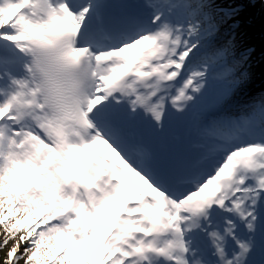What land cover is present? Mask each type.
I'll return each instance as SVG.
<instances>
[{
  "label": "snow or ice",
  "instance_id": "1",
  "mask_svg": "<svg viewBox=\"0 0 264 264\" xmlns=\"http://www.w3.org/2000/svg\"><path fill=\"white\" fill-rule=\"evenodd\" d=\"M245 7L0 0L3 264H264V98L230 114Z\"/></svg>",
  "mask_w": 264,
  "mask_h": 264
},
{
  "label": "rangeland",
  "instance_id": "2",
  "mask_svg": "<svg viewBox=\"0 0 264 264\" xmlns=\"http://www.w3.org/2000/svg\"><path fill=\"white\" fill-rule=\"evenodd\" d=\"M235 2L242 4L243 0H235ZM245 8L249 13L242 11L238 17L240 31L236 34L235 40V59L240 60L242 56H248L247 61L243 62V68L237 73L247 72L248 75L247 87L241 92L243 94L247 93L250 88L254 89L255 85L264 82V15L258 7ZM225 36H228L227 25L221 29V41L225 39ZM257 101L258 98L252 103ZM9 250V246L0 249V264L7 258ZM20 264H24V261L21 260Z\"/></svg>",
  "mask_w": 264,
  "mask_h": 264
},
{
  "label": "bare ground",
  "instance_id": "3",
  "mask_svg": "<svg viewBox=\"0 0 264 264\" xmlns=\"http://www.w3.org/2000/svg\"><path fill=\"white\" fill-rule=\"evenodd\" d=\"M245 12H248L249 11L244 8ZM240 31V28H238L236 30V34ZM228 38V36H225V39L226 40ZM223 41V40H222ZM240 59V58H239ZM241 60V59H240ZM238 60V61H240ZM245 63V62H244ZM242 62V67L243 68V64ZM250 67V66H249ZM248 67V68H249ZM246 92V91H245ZM258 98V100L264 98V82L263 84H258V85H255L254 89L251 90V88L249 89V91L245 94L241 93V94H238L236 97H235V100H234V103L231 107V112L230 114L233 115V116H239L241 114H246V110L248 109L247 106L248 104H251L253 101H255L256 99ZM3 240V236L0 235V242H2ZM14 243V241H9L8 245L9 248H11L12 244ZM6 247H3V248H7ZM1 249V248H0ZM3 264V263H1Z\"/></svg>",
  "mask_w": 264,
  "mask_h": 264
}]
</instances>
